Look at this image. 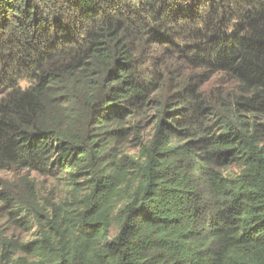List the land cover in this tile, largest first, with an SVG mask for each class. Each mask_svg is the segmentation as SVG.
I'll use <instances>...</instances> for the list:
<instances>
[{"label":"trees","instance_id":"16d2710c","mask_svg":"<svg viewBox=\"0 0 264 264\" xmlns=\"http://www.w3.org/2000/svg\"><path fill=\"white\" fill-rule=\"evenodd\" d=\"M12 170L71 197L0 191L30 233L0 228V264H264V0H0Z\"/></svg>","mask_w":264,"mask_h":264},{"label":"rangeland","instance_id":"374dc122","mask_svg":"<svg viewBox=\"0 0 264 264\" xmlns=\"http://www.w3.org/2000/svg\"><path fill=\"white\" fill-rule=\"evenodd\" d=\"M203 89L206 91V96L214 104H219L226 94L233 90V85L220 75H212ZM146 126V127H145ZM138 134L129 135L122 143L116 145L123 154L136 156L142 144L149 141L151 137V127L147 126V122L139 124ZM236 168L229 167L228 172L233 173ZM33 190L37 197L44 202V199L57 204L70 198L71 194L65 188V182L56 177L42 176L28 170L19 171H0V191H4L11 196L17 194L25 195ZM45 203V202H44ZM14 212L5 204L0 202V228L1 235L12 236L17 240H30V233H26L27 228L20 226L19 222H12L7 219L9 216L14 217ZM115 233V228H112L110 234Z\"/></svg>","mask_w":264,"mask_h":264}]
</instances>
